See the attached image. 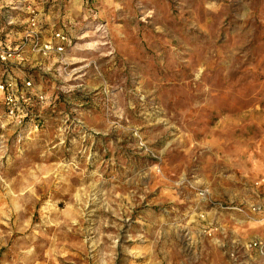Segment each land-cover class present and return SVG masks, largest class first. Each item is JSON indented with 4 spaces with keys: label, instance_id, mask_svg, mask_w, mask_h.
Segmentation results:
<instances>
[{
    "label": "rangeland",
    "instance_id": "rangeland-1",
    "mask_svg": "<svg viewBox=\"0 0 264 264\" xmlns=\"http://www.w3.org/2000/svg\"><path fill=\"white\" fill-rule=\"evenodd\" d=\"M39 4L61 54L0 5V264H264V0Z\"/></svg>",
    "mask_w": 264,
    "mask_h": 264
},
{
    "label": "built area",
    "instance_id": "built-area-1",
    "mask_svg": "<svg viewBox=\"0 0 264 264\" xmlns=\"http://www.w3.org/2000/svg\"><path fill=\"white\" fill-rule=\"evenodd\" d=\"M40 1L42 3H50L52 0H0V5L6 7L5 22L8 26L13 25L17 20L23 21L27 25L28 31L25 38L34 39L33 52L43 55L51 52L61 54L66 43V38L60 33L54 34L55 43H46L39 45L36 43L38 38V15L36 14L35 4ZM20 17L21 19H19ZM22 48H8L0 42V64H7L11 60L20 57ZM30 82H23L18 85L13 80L0 81V96L5 110L6 117L12 122L20 126L25 120L29 119L26 110V104L31 95ZM38 101L43 100V96L35 95ZM244 250L256 249L260 254H264V244L251 242L244 247Z\"/></svg>",
    "mask_w": 264,
    "mask_h": 264
},
{
    "label": "crops",
    "instance_id": "crops-1",
    "mask_svg": "<svg viewBox=\"0 0 264 264\" xmlns=\"http://www.w3.org/2000/svg\"><path fill=\"white\" fill-rule=\"evenodd\" d=\"M39 3H40V1H38V2L35 4V9H36V5H37V6L40 5ZM249 243H250V242H249ZM246 244H247V243H246ZM244 246H245V245H244ZM244 246H241V249H242V247H244ZM256 251H257V250H256Z\"/></svg>",
    "mask_w": 264,
    "mask_h": 264
}]
</instances>
